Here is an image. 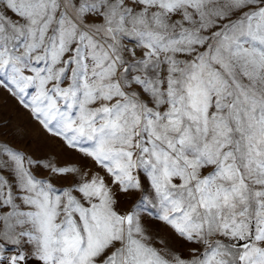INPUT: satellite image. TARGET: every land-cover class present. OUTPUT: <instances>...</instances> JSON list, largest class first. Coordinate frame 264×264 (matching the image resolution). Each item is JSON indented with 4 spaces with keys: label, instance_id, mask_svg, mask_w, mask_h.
Instances as JSON below:
<instances>
[{
    "label": "snow or ice",
    "instance_id": "obj_1",
    "mask_svg": "<svg viewBox=\"0 0 264 264\" xmlns=\"http://www.w3.org/2000/svg\"><path fill=\"white\" fill-rule=\"evenodd\" d=\"M0 90V264H264V0H0Z\"/></svg>",
    "mask_w": 264,
    "mask_h": 264
},
{
    "label": "rangeland",
    "instance_id": "obj_2",
    "mask_svg": "<svg viewBox=\"0 0 264 264\" xmlns=\"http://www.w3.org/2000/svg\"><path fill=\"white\" fill-rule=\"evenodd\" d=\"M0 92H2V90H0ZM6 95V94H4ZM14 101L9 100V104L5 106V110L6 111H12L14 108ZM20 115L22 117H26V114L24 113H20ZM33 136L35 137V132H33ZM5 139H10L9 137H5ZM13 143L15 144V141H13ZM16 147H23L25 149V151H29V152H33L34 149L36 148H40L41 151L38 153L39 155H47L49 152L51 151H55L58 155V157L60 158L61 162H65V161H74L76 159H78V154L75 152H72L71 150H60L59 147V143L57 141H53L51 140L49 137H47L44 134H41L39 137H36L33 141V143L25 146L24 144H15ZM122 206H126V205H122ZM148 226L154 230L158 229L159 230V234L161 236H164L165 234H169L171 233V230L169 228H167L165 225L159 223V222H155V221H149L148 222ZM174 243H176L174 241ZM177 247H180V245L178 243H176Z\"/></svg>",
    "mask_w": 264,
    "mask_h": 264
}]
</instances>
